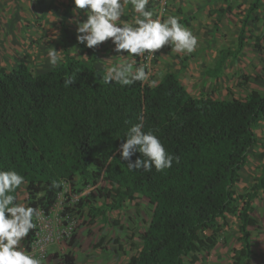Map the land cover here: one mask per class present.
I'll return each mask as SVG.
<instances>
[{
    "label": "trees",
    "instance_id": "obj_1",
    "mask_svg": "<svg viewBox=\"0 0 264 264\" xmlns=\"http://www.w3.org/2000/svg\"><path fill=\"white\" fill-rule=\"evenodd\" d=\"M260 5L261 0L250 5L236 47L219 50L209 76L218 77L228 58L243 51L250 15ZM73 6L74 0L64 16ZM64 31L87 52L88 60L65 49V59L42 72H33L25 62L0 68V169L25 177L26 206L49 213L63 190V184L53 187V181L74 183L78 177L84 185H95L104 179L112 185L104 192L110 201L91 205V221L98 215L105 218L107 210L120 209L139 194L153 205L141 247L128 264H199L197 252L216 246V233L223 226L219 219L229 213L238 217L241 234V249L231 264H246L253 253L250 227L259 225L252 201L264 190V163L246 193L237 194L235 186L250 149L258 143L255 128L264 121V92L252 90L244 98L231 99L195 96L173 72L155 87L146 82L106 85L101 80L105 69L93 64L96 49ZM135 59L138 64L140 57ZM66 74L75 75L72 86H64ZM141 115L144 130H153L167 151L179 157L172 168L132 172L120 160L125 134ZM208 228L213 233L202 236ZM35 231L24 240L28 251ZM77 244L73 235L69 245ZM61 258L64 264H77L72 251Z\"/></svg>",
    "mask_w": 264,
    "mask_h": 264
},
{
    "label": "rangeland",
    "instance_id": "obj_2",
    "mask_svg": "<svg viewBox=\"0 0 264 264\" xmlns=\"http://www.w3.org/2000/svg\"><path fill=\"white\" fill-rule=\"evenodd\" d=\"M71 3L72 0H0V68L12 69L18 63L25 62L35 73L48 70L52 67L47 56L49 47H55L60 51L58 54L63 60L65 49L72 56L88 60L87 52L64 31V28H67L70 34L78 35L77 21L87 18L86 10L82 9L78 13L73 11L75 5L64 16ZM148 7L161 18L175 15L186 20L180 21L199 37L196 51L192 54L176 53L171 51L170 46H165L154 56L145 54L140 57L137 64L135 57L119 56L120 53L114 52V45L108 41L95 48L97 59L93 64L96 68L105 69V65L110 66L121 60L134 61L137 67L147 65L146 70L150 71V80L158 83L167 72L181 73L186 67L188 58L197 57L203 50L211 52L225 47L234 49L237 45L240 29L237 22L228 23L221 17L217 21L216 18H211L209 13L201 12V9L185 14L180 0H150ZM195 12L198 14L196 17ZM238 14L239 12L234 13V17ZM199 15H201L200 19ZM121 22H134L130 4L126 7V19L122 17ZM256 43L261 47H257ZM213 65L214 62L209 67ZM203 77L207 81L213 76L205 73ZM212 79L215 86L210 87H203L202 79L192 84L189 81L184 83L181 81L192 89L194 95L204 94L218 99L244 98L252 90L264 92V18L249 25L245 49L237 58L229 57L222 73ZM255 133L258 143L250 149L247 163L240 171L235 186L237 194L242 195L251 188L260 175L264 163V121L255 128ZM65 184V189L60 192L57 203L51 209V212L58 217L54 224L55 229L61 230L65 226L67 228L71 226L70 236L61 238L60 242L65 244L73 238V235H76L78 240L77 234H79L84 246L88 244V239L91 241L94 239L95 243L92 246L95 249L98 248L95 244L101 241L102 245L99 248L110 246L120 250L124 253L125 259L139 251L142 242L141 233L147 229L153 212V205L147 197L139 194L135 200L126 199L120 209L107 210L105 218L98 215L91 221V205L103 206L110 201L105 197L104 192L112 188L111 183L101 179L95 185H84L76 177L74 183L67 180ZM81 198H85L83 207L79 205ZM26 199L25 184L19 191L18 202L26 205ZM87 200L89 202H86ZM252 202L253 215L259 220V225L250 227L253 253L246 264H264V190H260ZM66 216L69 222L66 221ZM219 222L223 226L216 233L217 244L209 251L197 252L200 257L199 264H231L233 256L241 249L238 217L229 213L225 218L219 219ZM212 233L213 231L208 228L202 232V236H209Z\"/></svg>",
    "mask_w": 264,
    "mask_h": 264
},
{
    "label": "clouds",
    "instance_id": "obj_3",
    "mask_svg": "<svg viewBox=\"0 0 264 264\" xmlns=\"http://www.w3.org/2000/svg\"><path fill=\"white\" fill-rule=\"evenodd\" d=\"M131 5L133 23L121 22L126 19V7ZM150 0H74L73 11L86 10L87 18L77 21V39L88 48L111 41L113 51L119 56H154L158 50L170 46L176 53L192 54L199 45V37L185 27L180 17L169 15L161 18L155 15L148 5ZM155 17V18H154ZM55 47H49L48 62L58 66L63 57ZM127 53V55H124ZM163 55V54H161ZM147 65L136 66L135 62L121 60L113 65H105L101 80L104 84H118L127 87L140 82H148L155 87L157 82L150 80ZM75 75H65L64 86H72ZM126 132V141L120 145V160L126 161L129 171L143 170L163 172L173 167L179 157L169 153L153 130H144V118L138 117ZM139 152L141 155L132 160ZM25 177L16 170L0 169V264H43V257L22 247L29 233L37 228L39 210L18 202V190L25 185ZM63 181H53V187H61Z\"/></svg>",
    "mask_w": 264,
    "mask_h": 264
},
{
    "label": "crops",
    "instance_id": "obj_4",
    "mask_svg": "<svg viewBox=\"0 0 264 264\" xmlns=\"http://www.w3.org/2000/svg\"><path fill=\"white\" fill-rule=\"evenodd\" d=\"M180 1H181L182 10L185 14H191L194 13V11L201 9V12L209 13L210 17L213 19L216 18L217 21L221 17L225 22L227 21L229 23L231 21H234L238 23V26H241L242 21L246 17L247 11L254 0H180ZM228 5L231 7V9L227 8ZM197 12H195L194 14L195 17L198 15ZM237 12H239V14L237 15V17H234V13ZM263 13H264V0H261V5L257 9L252 11L250 15L247 28L249 27V25L251 26L256 22L262 21L264 18ZM200 18L201 15H199V19ZM180 20L186 21L183 19ZM219 50L218 51L211 50V52H207V50H203L202 52H199L200 54L197 57L188 58L189 60L186 64V67L183 70H181V73L178 74L175 72L173 73L178 75V77L183 81V83L184 81H189V83L192 84L193 82H197L199 81V79H202L201 84L203 87L215 86L212 79L213 77L209 78L206 81L205 77H203V74L207 73V70L211 69L214 66L213 65L211 68L209 67L213 62L215 63V59L217 57ZM185 86L188 88L187 84ZM188 90L192 93L191 91L192 89L188 88ZM195 96H199V94ZM91 234L92 235L94 234V230L92 231ZM77 238H78V244L75 246L69 245V241L65 242V244L62 243V241L60 242V240L51 243L47 248V252H48L47 256L43 258V264H64L61 255L68 251H72L74 253L77 260V264H128L129 262L131 255H129L127 259H125L124 253L120 250H117L110 246H108V248L98 247L94 249L92 246V244L95 243L94 239L92 241L88 239L89 240L88 244L84 246L82 241H80L79 234H77ZM22 247L24 248L25 251H28L24 241H22ZM78 251L79 253H77ZM56 253H58L59 256H56Z\"/></svg>",
    "mask_w": 264,
    "mask_h": 264
},
{
    "label": "built area",
    "instance_id": "obj_5",
    "mask_svg": "<svg viewBox=\"0 0 264 264\" xmlns=\"http://www.w3.org/2000/svg\"><path fill=\"white\" fill-rule=\"evenodd\" d=\"M63 189H65V182L67 179L62 178ZM40 219L37 221V228L35 231V237L31 242L30 251L34 252L38 257L45 258L47 256V248L51 243L59 241L61 238H67L70 236L71 231L65 226L63 229H55L56 218H58L51 211L44 213L39 210ZM66 221L69 222L68 216L65 217ZM64 226V225H63Z\"/></svg>",
    "mask_w": 264,
    "mask_h": 264
}]
</instances>
